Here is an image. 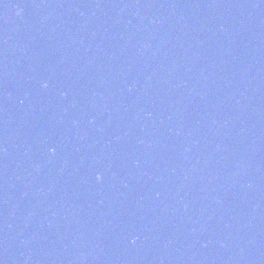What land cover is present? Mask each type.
Segmentation results:
<instances>
[{
  "label": "water",
  "instance_id": "95a60500",
  "mask_svg": "<svg viewBox=\"0 0 264 264\" xmlns=\"http://www.w3.org/2000/svg\"><path fill=\"white\" fill-rule=\"evenodd\" d=\"M0 264H264V0H0Z\"/></svg>",
  "mask_w": 264,
  "mask_h": 264
},
{
  "label": "clouds",
  "instance_id": "9594fccd",
  "mask_svg": "<svg viewBox=\"0 0 264 264\" xmlns=\"http://www.w3.org/2000/svg\"><path fill=\"white\" fill-rule=\"evenodd\" d=\"M99 178V177H98Z\"/></svg>",
  "mask_w": 264,
  "mask_h": 264
}]
</instances>
